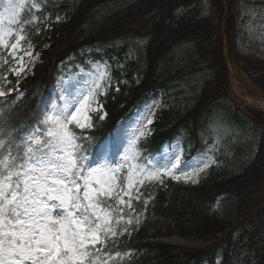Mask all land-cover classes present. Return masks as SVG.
Here are the masks:
<instances>
[{
	"label": "trees",
	"instance_id": "16d2710c",
	"mask_svg": "<svg viewBox=\"0 0 264 264\" xmlns=\"http://www.w3.org/2000/svg\"><path fill=\"white\" fill-rule=\"evenodd\" d=\"M119 1L81 0L68 19L58 21L55 17L71 10L74 0H38L40 7L35 12L28 10L20 17L14 28L23 26L22 34L36 46L40 61L32 74L20 80L0 60V82L8 80L13 88L0 97V139L27 142L46 128L41 105L49 87L61 85L65 74L62 65L70 56L128 38L147 42L139 80L120 83L118 91L110 82L101 97L105 117L101 119V112L94 114L89 128L69 126L84 142L80 155L84 163H89V153H97L101 143L112 141L117 124L151 91L163 88L181 72L208 73L202 96L173 120L164 110L156 116L153 133L137 141L140 163L146 165L180 126L188 124L196 129L204 111L227 96L220 19L212 9L204 8L205 0H131L117 9L103 10ZM234 42V59L264 89L262 45L246 44L240 49ZM183 49V58H177L181 68L172 76L164 62ZM106 55L110 57L109 52ZM120 71L113 69L118 79ZM259 129L257 151L238 174L217 176L201 185L163 177V183L147 181L140 186L141 199L133 200L135 211L130 214L139 219L141 228L119 238L111 251L113 255L119 251L122 258L109 264H264V121ZM223 193L237 198L231 216H222L214 209L215 200Z\"/></svg>",
	"mask_w": 264,
	"mask_h": 264
},
{
	"label": "snow or ice",
	"instance_id": "6c2138e0",
	"mask_svg": "<svg viewBox=\"0 0 264 264\" xmlns=\"http://www.w3.org/2000/svg\"><path fill=\"white\" fill-rule=\"evenodd\" d=\"M0 3L5 4L0 9V48L9 49L14 36L9 49L12 59H17L12 50L25 51L31 57V52L19 47L26 39L23 26L19 30L13 27L19 24L25 0ZM32 7L40 6L32 3ZM0 60L7 63L2 57ZM23 70V65L13 69L17 74ZM106 75V70H99L88 95L71 96L57 113L45 117L46 128L29 141L0 139V264H109L122 258L119 251L113 255L111 248L140 222L130 214L135 211L133 200L141 199L140 186L145 181L163 183L162 174L172 176L173 170L183 173L181 155L176 151L163 157L162 164H129L125 185L119 175L124 165L83 162L78 143L81 137L69 125L79 129L92 126L86 106L100 88L98 81ZM5 95L0 89V97ZM144 134L141 131L140 135ZM137 155L133 140L124 160H134ZM199 163L208 167L203 161ZM134 175L142 178L134 181ZM183 175L185 180L191 179Z\"/></svg>",
	"mask_w": 264,
	"mask_h": 264
},
{
	"label": "rangeland",
	"instance_id": "374dc122",
	"mask_svg": "<svg viewBox=\"0 0 264 264\" xmlns=\"http://www.w3.org/2000/svg\"><path fill=\"white\" fill-rule=\"evenodd\" d=\"M74 1L75 4L80 2V0ZM130 1L120 0L103 10H114ZM257 1L259 0H205L204 8L212 9L220 19L228 98L213 105L208 112L206 111V114L204 112L203 118L201 117L202 121L199 122L196 129L193 130L192 126L181 127L179 135L171 144L162 147L161 154L153 162L159 161L162 164L163 157L171 151H176L181 155L184 165L183 173H186L191 179L185 180L183 173L176 170H173L172 176L163 174L162 176L186 184H198L208 181L212 176L239 173L253 159L260 134H258L257 123H259L260 115L264 116V89L256 84L249 74L234 61L230 48L233 40L238 38L234 42L238 47L244 48L247 46L246 44L258 43V45H262L264 51V5H258ZM220 2L222 6L217 5ZM32 3L38 4V1L25 0L26 6L21 10V13L32 6ZM4 6V3H0V9ZM33 9L36 10V8ZM231 10L234 13L233 16ZM70 15L71 11L59 19L69 18ZM19 47L31 52V57L26 55L25 51L12 50L15 51L17 58L14 61L9 55L11 45H9V49L0 48V52L9 62L13 75L21 78L32 72L38 61V54L35 46L31 43L25 44L24 40L21 41ZM107 50L114 54L112 61L99 60L90 56L93 53H103ZM183 51L184 49L169 56L164 62V67L171 70L172 76L181 68L177 58L179 60L181 57L183 58ZM144 55L145 42L142 39L130 38L116 43L115 46L114 44L111 47L99 45L94 49L83 51L81 56L85 58L84 63L76 61V56L71 57L67 61L71 72L64 80V85L58 92L53 93V97L46 98V104L49 105L48 108L45 107L47 116L57 113L71 96H79L81 93L87 96L89 90L94 87L93 82L97 79V74L101 69L106 70L107 75L98 81L100 88L96 90V95L112 77L110 68L113 65L121 70L122 79L120 82L122 84L131 79L137 81L142 70ZM20 57H23L22 61L19 59ZM21 65L24 66L22 72L17 74L13 71V69L18 70ZM129 73H131V78L128 77ZM205 74L208 75L203 70L181 72V75L169 80L170 82L166 84L164 90L154 92L150 100L143 104L131 119L120 126L119 133L115 138L116 145L112 148L106 147L104 159L97 163L107 162L113 167L124 165L119 175L122 185H125L124 178L127 176L129 164H138V155L134 160H124L130 142L137 141V137H142L141 131L145 133L143 136L151 132L150 127L160 109L167 110L173 116H181L192 108L198 98L202 96L201 89L206 79ZM0 89L5 93L13 90L8 80L0 83ZM96 95L90 97L86 106V112L90 119L91 113L97 108ZM148 120H151L150 124ZM192 147L195 148L194 154L187 159L186 155L191 152ZM111 151L114 154H110ZM200 161H203L208 167H203V164L199 163ZM173 176L181 178L176 180ZM140 178L142 177L139 175L133 176L134 181ZM193 180L196 182L194 183ZM215 209L222 215H231L236 209V198L230 194L222 195L217 199Z\"/></svg>",
	"mask_w": 264,
	"mask_h": 264
}]
</instances>
